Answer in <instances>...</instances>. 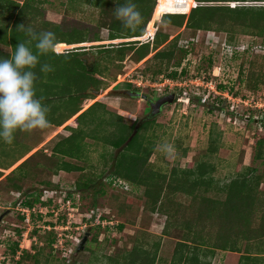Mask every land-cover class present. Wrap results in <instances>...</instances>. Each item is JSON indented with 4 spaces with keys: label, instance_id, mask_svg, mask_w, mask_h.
<instances>
[{
    "label": "rangeland",
    "instance_id": "1",
    "mask_svg": "<svg viewBox=\"0 0 264 264\" xmlns=\"http://www.w3.org/2000/svg\"><path fill=\"white\" fill-rule=\"evenodd\" d=\"M34 3L42 8L43 17L47 20L63 23L65 28L75 27L86 30L90 37L95 32H99L100 41L73 46L74 48L86 47L88 51L82 57L87 59L89 65L93 64L92 70L98 59L101 62L99 64L101 75H97L101 83L98 87H93L101 93L95 96L91 93V89L87 90L86 92L89 93L87 103L91 100L107 103L109 111H118L126 117V121H138L137 125H140L148 119L149 104L141 97L123 95L121 90H139L155 100L164 94H176L173 103L165 104L158 115L150 118L153 123L147 134L155 142L154 153L151 156L153 168L169 172L173 166L193 167L198 162L208 161L215 167L213 171L215 181L223 183L228 182L248 167H252L256 169L255 173L262 176L263 181L260 187L264 190V154L262 157L256 156L258 151L256 144L264 137V38L236 34L235 38L229 42L225 32L195 31L162 23L161 18L159 20L157 13L153 10L151 20L147 23L142 37L152 31H155L153 34L155 35L159 29L169 34L170 39L181 33L178 40L179 46L188 52L183 62L176 68L178 71L186 69V74L174 79L182 82V86L164 87L161 92H158L154 84L169 76L165 73L152 76L150 71H146L147 63L144 61L155 53L154 50L139 62L134 60L129 51L122 62H119L116 57L112 62L105 60L102 57L104 53H99L100 48L94 46L105 44L109 47H116L122 42L136 40L153 42L151 37L121 38L119 41L108 39V29L98 27L95 22L96 15H92L95 8L86 0H80L79 3L71 2L72 8L70 9L76 13V16L71 13L70 16L66 14V10L71 5L70 0H34ZM185 14L188 15V13ZM67 49H72V47ZM115 54L114 50L110 52V55ZM180 55L178 53V56ZM50 59L53 64L55 58ZM76 63L73 65L74 68L58 73L61 75L59 83L63 85L65 91L71 88H84L83 85L89 83L83 80L85 71L77 68L82 63L77 61ZM87 70L90 71L88 67ZM51 74L56 75V72H48L45 75ZM220 84L225 85L227 90L220 88ZM36 90L41 91L37 88ZM64 95L65 93L48 100L50 103L46 101L49 108L54 110L58 108L57 113L49 110L48 120L63 118L74 108L76 99L68 94L65 97ZM102 112V106L96 105L82 117V120L102 119ZM101 119L99 123H103ZM68 133L65 126L50 124L45 129H34L31 132L17 130L11 144L0 140V162L4 164L17 158L18 154L26 148L36 146L30 154L33 156L21 170L24 173L22 182L24 190L10 191L4 182L0 183V216L3 215L0 220V264H17V260L20 261L19 264H37L36 262L38 264H117L116 260L122 264L124 254L144 238L150 244L160 240L155 264H171L178 237L182 235L181 231L173 230L171 236L163 235L162 229L166 217L161 214H151L148 211L144 213L143 206L138 208L136 206L123 216L118 214V202L113 200V195L118 193L131 196L140 195L141 187L127 181V189L118 186L115 182L109 184L110 177L107 169L99 180L100 182L96 183V187L103 188L105 193L95 196L93 188L85 192L76 191L75 182L81 174L80 171H55L58 157L51 155L52 149ZM212 138L218 146L215 152L210 150ZM85 143L87 158L84 160L66 159L83 165L86 171L92 165L94 171L100 173L104 164L103 153L113 152V149L93 137H87ZM23 161L1 171L6 175ZM2 178L0 177V180ZM45 181L59 185L58 190L43 184ZM27 192H41L45 199H50L52 196V201L42 208L44 212H40L41 207L35 205L36 213L41 215L40 218L35 217L33 220L31 213L27 212L22 221L23 212L17 202L23 200ZM69 199L75 203V206L72 204L74 210L67 208V205L64 206L63 200L70 202ZM141 201L144 204L143 198ZM93 202L97 203L94 208H92ZM92 209L102 213V217H105L103 219L112 222L102 224L95 219L87 218L85 215L88 212L91 213ZM49 211L59 216H50ZM143 213L145 214L144 221L142 220ZM67 218L71 221L69 230L59 228L63 226ZM129 218L136 219L135 224L127 223L125 228L119 231L117 225ZM88 219H91L90 222ZM46 221H58L56 223L57 234L59 236L62 233L61 245L59 242L55 244L58 247L51 248L45 242L47 232L44 228L49 225L45 223ZM32 224L38 228L36 233L33 231L34 225ZM99 224L101 228L98 229ZM20 229L22 230L21 236L18 232ZM144 231L147 234L144 235ZM87 232L89 235L84 249L75 254ZM97 232L98 238L94 240L93 235ZM17 242H19L20 250L13 254L11 249ZM252 245L254 248V251H251L252 254L257 251L261 252L257 253L259 257L254 261L255 264H264V237L260 241L250 243L243 241L241 243L242 252L217 250L214 256L208 255L203 258L211 264H239L245 246L251 248ZM26 249L35 255L36 259L35 257L21 259ZM244 262L245 260L242 263Z\"/></svg>",
    "mask_w": 264,
    "mask_h": 264
},
{
    "label": "trees",
    "instance_id": "2",
    "mask_svg": "<svg viewBox=\"0 0 264 264\" xmlns=\"http://www.w3.org/2000/svg\"><path fill=\"white\" fill-rule=\"evenodd\" d=\"M86 1H89L95 8L92 15H96L95 22L98 27L108 29V39L113 41H119L120 38L151 37L155 31L146 34L145 37L142 36H144L147 23L151 20L153 10L157 13L158 19L161 18L162 23L180 28H190L195 31L225 32L229 42L235 38L236 34L264 38V3H258L264 2V0H133L143 17L141 25L135 31H129L123 27L121 21L116 19L114 15L116 6L124 4L125 0ZM71 2L79 3L80 0H70L71 5L69 4L70 7L66 10L68 16L70 13L76 16V13L70 9L72 8ZM43 16L42 8L36 5L34 0H24L23 2L0 0V58H11L18 43L28 44L35 52V41L31 40L26 31L27 28H31L37 33L42 31L54 32L57 43H68L57 45L58 51L72 47L69 44L101 40L99 32H95L90 37L86 30L75 27L72 29L65 28L63 23L47 20ZM180 34L178 33L170 39L169 34L159 29L152 39L153 42L136 40L122 42L116 47H109L105 44L94 46L100 48L99 53H104L102 57L105 60L112 62L115 61V57L119 62H122L127 51L131 52L134 60L139 62L154 50L155 53L144 61L147 63L146 71H150L152 76L165 73L176 79L186 74V69L178 71L176 68L179 67L188 53L179 46ZM85 48L75 47L64 53L50 52L47 55H41L37 67L33 69L38 77L35 88L41 89L40 92L36 90L37 97H43L42 103L47 105L46 101L57 98L64 93V97L69 95L76 99L74 108L66 113L63 118L49 120L55 125H62L71 116L79 112L81 103L89 97V93L86 91L92 87H98L101 83L100 78L97 77L98 74L101 75V66H99L101 62L98 59L93 70H87L82 58L88 51ZM113 50L116 54L110 55ZM178 53L181 55L178 56ZM51 57L55 58L53 64ZM75 59L78 63H82L77 68L85 71L83 80L89 83L83 85L84 88H71V90L65 91L63 85L59 83L61 75L58 73L68 68H74L73 65L77 64ZM41 64L51 65L53 68L51 72H56V75L46 76V73L40 72ZM118 66L122 65L118 64ZM219 87L227 90L225 85L220 84ZM95 104L105 106L101 102ZM49 110L57 113L58 108L55 110L49 108ZM85 113L80 114L76 120L79 122ZM101 120L103 123H92L94 125H87L88 128L81 126V123L68 125L71 134L63 137L52 149L51 155L58 157L55 163V171H80L81 174L75 182L76 191L85 192L93 188L95 189V196L105 193L103 188L96 187V183L100 182L99 180L107 169L110 177L109 184H113L115 179L120 178L132 185L141 187L142 193L140 195L131 196L120 193L113 195V200L118 202V214L123 216L127 211L133 210L134 207L143 206L144 213L148 211L151 214H161L166 217L162 229L163 235L171 236L173 230L181 231L182 235L178 237L171 264H211L203 257L214 256L217 250L242 252L241 243L243 241L250 243L260 241L264 237V190L260 187L263 180L260 174L255 173V168L248 167L228 182L223 183L215 181L213 177L215 167L208 161L198 162L197 165H194L195 167L173 166L169 172H163L153 168L151 164L155 142L149 138L147 132L152 126V119H145L137 130L138 121H126V117L119 113L104 111ZM82 125H86V123ZM87 137L99 139L113 149V152L103 153L104 164L100 173H96L92 165L86 171L83 165L66 159L84 160L88 157L85 143ZM256 145L258 148L256 156L262 157L264 154V137L259 139ZM217 148L218 146L215 145V140L212 138L210 150L215 152ZM32 156H29L5 176L1 169H9L18 161V157L7 164L0 162V177H3L0 183L4 182L10 191H23L24 173L21 170ZM43 184L55 190H58L57 187H59L51 181H45ZM142 198L144 204L141 201ZM20 203L23 207L30 209L35 205L41 207L46 204L42 201L41 192L25 193V197L20 200ZM48 203L50 204L51 200ZM72 204L75 206L73 201ZM96 206L97 203L93 202L92 208ZM144 213L143 221L145 220ZM51 214L49 213L50 216H52ZM31 217L35 220V217L40 218L41 215L32 212ZM21 218L23 221L24 215ZM135 220L129 218L119 223L117 225L118 230L122 231L127 223L135 224ZM88 221L90 222V220ZM45 223L51 226L50 229L44 228V231L47 232L45 242L53 248L61 237L57 234L55 221H46ZM32 225H34L33 231L36 233L38 228L35 227V224ZM99 228H101L100 224L98 225ZM18 232L21 236L22 230L20 229ZM143 234L145 235L147 232L144 231ZM97 238L98 232L93 235L94 240ZM19 246V242L15 243L11 249L13 254L20 250ZM159 248L160 240L150 244L145 238L141 239L133 245L130 251L124 254L122 264H155ZM251 251H254L253 245L251 248L245 246V251L241 255V264H255L254 261L259 257L257 253L261 252L257 251L252 254ZM29 257L33 258L35 255L26 249L20 258ZM244 260L245 262L242 263ZM19 262L17 260L16 263L19 264ZM115 262L119 264L120 261L116 260ZM36 263L38 264V262Z\"/></svg>",
    "mask_w": 264,
    "mask_h": 264
},
{
    "label": "clouds",
    "instance_id": "3",
    "mask_svg": "<svg viewBox=\"0 0 264 264\" xmlns=\"http://www.w3.org/2000/svg\"><path fill=\"white\" fill-rule=\"evenodd\" d=\"M114 15L129 31H135L143 21L133 0L116 6ZM26 31L35 41V52L28 44L18 43L11 58H0V140L7 144L13 142L17 130L31 132L50 125L49 108L42 103L43 97H37L35 82L38 77L33 69L41 55L56 52V35L52 31L37 33L31 28ZM51 71V65H40V72Z\"/></svg>",
    "mask_w": 264,
    "mask_h": 264
},
{
    "label": "built area",
    "instance_id": "4",
    "mask_svg": "<svg viewBox=\"0 0 264 264\" xmlns=\"http://www.w3.org/2000/svg\"><path fill=\"white\" fill-rule=\"evenodd\" d=\"M151 38L153 39L154 38V35H152L151 36ZM144 42H146V40H144ZM175 81H177V82H175ZM173 86H182V82H179L178 80H174V79H172V78H170V77H168V78H166L165 80H163V81H160V82H157L156 84H154V87L156 88V90L158 91V92H161L163 89L162 88H164V87H169V88H172ZM216 92V91H215ZM114 182L116 183V184H118V186H123V187H125L126 189H127V184H126V181L125 180H123V179H120V178H117V179H115L114 180ZM52 196L50 197V199H45L44 197H43V195H42V201H44V202H46V204L44 205V206H41V209L39 210L40 212H44L43 210H42V208L43 207H45L46 205H48L47 203L51 200L52 201ZM70 200V199H69ZM68 201V200H67ZM66 200H63V202H64V206H66L67 208H69V209H71V210H74V206L72 205V201L70 200V202L68 201L67 202ZM71 205L73 206V207H71ZM18 206H19V208L21 209V211L23 212V215H26V213L28 212V213H32V212H37V210H36V208L35 207H33L32 209H30V208H27V207H23L22 206V204L19 202L18 203ZM47 212V211H46ZM90 212L91 213H87L85 216L87 217V218H91V219H95L98 223H102V224H106V223H110V222H112V221H107V220H105V219H102V213H99V212H97L96 210H90ZM49 213H52L51 215L53 216H55L56 215V217L57 216H59L57 213H54V212H50L49 211ZM46 214V213H45ZM28 216V215H27ZM26 217V216H25ZM29 217H30V215H29ZM91 219H88V220H91ZM56 223L58 222V221H55ZM70 223H71V221H70V219H66V221L62 224L63 226H61V227H59V228H61V229H64V230H69V225H70ZM56 225V224H55ZM45 228H47V229H50L51 228V226H50V224L47 226V227H45ZM55 228H58V226H55ZM62 233H60L59 234V236L61 237L60 238V240H59V244L62 242L61 241V239H62ZM61 245V244H60ZM55 247H58L57 245H54Z\"/></svg>",
    "mask_w": 264,
    "mask_h": 264
},
{
    "label": "crops",
    "instance_id": "5",
    "mask_svg": "<svg viewBox=\"0 0 264 264\" xmlns=\"http://www.w3.org/2000/svg\"><path fill=\"white\" fill-rule=\"evenodd\" d=\"M162 17V16H161ZM160 20V19H159ZM119 39V38H118ZM121 39V38H120ZM62 43H65V44H68V43H66V42H59V43H57V45H60V44H62ZM84 43H88V42H82V43H75V44H69V45H72V49L74 48L73 46H75V45H80V44H84ZM67 50H69V49H64L63 51H58V50H56V52L57 53H64V52H66ZM83 58V57H82ZM86 65V64H85ZM91 66H93V64L91 65ZM92 70V69H91ZM90 70V71H91ZM98 76H100L99 74H98ZM93 90H95V88H91V93L93 94V95H95L92 91ZM99 95V94H98ZM96 96V95H95ZM88 98H85L84 100H83V102L81 103V110L79 111V112H77L76 114H74L73 116H71L68 120H66V122H64L62 125L63 126H65V128L69 131V133L65 136V137H67V136H69L70 134H71V130L70 129H68V125L70 124V123H88L87 125H94V124H92V123H99L98 121L100 120V118H96V119H94V120H87V121H83L82 119L78 122L77 120H76V118L80 115V114H82L83 112H89L90 110H92V108H94L95 106H96V104L95 103H100L101 101H94V100H91L89 103H87V100ZM101 103H103L105 106L103 107L102 106V108H103V112L104 111H106L107 113L108 112H111V111H109V109H108V106L109 105H107V103H104V102H101ZM95 104V105H94ZM91 106H93L91 109H89ZM89 109V110H88ZM108 109V110H107ZM102 112V113H103ZM113 113H119L118 111H112ZM121 112V111H120ZM85 113V114H86ZM101 113V114H102ZM120 114V113H119ZM122 115V114H121ZM50 124H52V125H55L54 123H52V122H50ZM58 126V125H57ZM59 126H61V125H59ZM81 126H83L84 127V125H82L81 124ZM55 136V135H54ZM51 137H53V136H51ZM36 146H33V147H28V148H26V150H24L23 152H21L20 154H18V163H19V161H23L24 159H27L28 158V156H31L30 154L32 153V151L34 150V148H35ZM16 162V163H17ZM16 163L14 164V165H16ZM14 165H12V166H14ZM11 166V167H12ZM18 166V165H17ZM16 166V167H17ZM10 167V168H11ZM15 167V168H16ZM1 170H6V169H1ZM63 171V170H62ZM10 173V172H9ZM8 174V173H7ZM6 174V175H7ZM5 176V175H4ZM126 181V180H125ZM55 247V246H54Z\"/></svg>",
    "mask_w": 264,
    "mask_h": 264
},
{
    "label": "water",
    "instance_id": "6",
    "mask_svg": "<svg viewBox=\"0 0 264 264\" xmlns=\"http://www.w3.org/2000/svg\"><path fill=\"white\" fill-rule=\"evenodd\" d=\"M83 60H84V62L86 64V66L91 70L92 66L89 65L87 59L83 58ZM92 92L95 95H98V94L101 93V91L98 90V89H95ZM121 92H122L123 95H127L129 97L141 96L143 99H148V96L146 94L140 93L138 91H133V90H130V89H124V90H121ZM175 97H176L175 93H168V94H164V95L159 96L156 100L155 99L151 100V102H150L151 110H150V113H149V118H153L156 115H158L162 111V107L165 104L173 103L174 100H175ZM138 127H139V125H137L136 130H137ZM136 130L134 131V133L136 132ZM2 218H3V215L0 216V220H2ZM88 235H89V232H87L85 234V236L83 237L82 241L79 243L75 254H77L79 251L84 249L85 243L88 240Z\"/></svg>",
    "mask_w": 264,
    "mask_h": 264
},
{
    "label": "flooded vegetation",
    "instance_id": "7",
    "mask_svg": "<svg viewBox=\"0 0 264 264\" xmlns=\"http://www.w3.org/2000/svg\"><path fill=\"white\" fill-rule=\"evenodd\" d=\"M134 91H138V92H140L139 90H134ZM140 93H142V92H140ZM147 95V94H146ZM148 96V95H147ZM138 97H141V96H138ZM142 98V97H141ZM146 101H147V103L149 104V106H150V110H151V105H150V102H151V100H153V98L152 97H150V96H148V99H145ZM147 118H149V114L147 115Z\"/></svg>",
    "mask_w": 264,
    "mask_h": 264
}]
</instances>
